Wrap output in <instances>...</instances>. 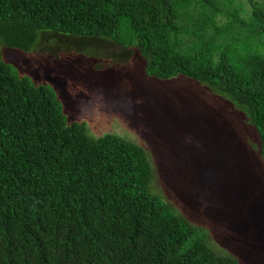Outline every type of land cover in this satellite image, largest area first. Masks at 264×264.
<instances>
[{
    "label": "trees",
    "instance_id": "16d2710c",
    "mask_svg": "<svg viewBox=\"0 0 264 264\" xmlns=\"http://www.w3.org/2000/svg\"><path fill=\"white\" fill-rule=\"evenodd\" d=\"M247 2L0 0V46L28 54L50 32L135 49L147 77L230 101L264 164V0ZM47 84L0 58V264H239L154 193L142 146L90 136Z\"/></svg>",
    "mask_w": 264,
    "mask_h": 264
},
{
    "label": "rangeland",
    "instance_id": "374dc122",
    "mask_svg": "<svg viewBox=\"0 0 264 264\" xmlns=\"http://www.w3.org/2000/svg\"><path fill=\"white\" fill-rule=\"evenodd\" d=\"M237 1L248 10L247 0ZM40 36L28 54L0 46V58L33 83H48L90 136L117 135L142 146L154 168V193L205 230L215 253L264 264V244L254 241L264 242L257 228L258 219L264 222V164L234 105L183 76L147 77L135 49Z\"/></svg>",
    "mask_w": 264,
    "mask_h": 264
}]
</instances>
